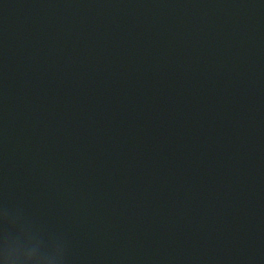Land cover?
I'll list each match as a JSON object with an SVG mask.
<instances>
[{
    "label": "water",
    "instance_id": "95a60500",
    "mask_svg": "<svg viewBox=\"0 0 264 264\" xmlns=\"http://www.w3.org/2000/svg\"><path fill=\"white\" fill-rule=\"evenodd\" d=\"M0 264H264V0H0Z\"/></svg>",
    "mask_w": 264,
    "mask_h": 264
}]
</instances>
